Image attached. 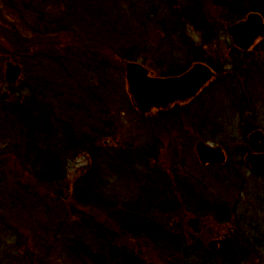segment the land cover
Masks as SVG:
<instances>
[{
    "label": "rangeland",
    "instance_id": "1",
    "mask_svg": "<svg viewBox=\"0 0 264 264\" xmlns=\"http://www.w3.org/2000/svg\"><path fill=\"white\" fill-rule=\"evenodd\" d=\"M202 1V9L215 32L210 43H206L202 33L192 24L181 22L179 25L177 20L175 28L169 23L173 13L177 17L180 8L188 4L187 0H0V212L4 215L0 221V264H26L25 261L30 259H35L38 264L42 261L91 264L87 259L80 260L65 251L64 237L75 235L71 223L78 218L74 214H83L84 222L94 224L96 230L102 229L103 236L109 239L115 234L118 236L117 248L106 242L104 244L108 246L101 248L100 253L109 263L124 264L131 260L128 254L132 253L161 264L165 259L146 239H126L130 237L122 223L128 228L141 223L146 225L140 215L123 216V212L132 211L140 204L138 201L143 207L156 199L162 202L164 197H153L147 188L155 182L160 190L162 181L171 188L178 180L179 187L188 197L192 195L209 201L221 199L236 216L245 214L257 220L264 232V177L257 176L247 166L243 152L245 144L251 140L249 133L254 129L264 131V45H258L250 52L237 49L228 30V25L237 20L230 17L227 20L223 7ZM83 5L89 10L86 13H83ZM104 10L109 16L105 24L100 16L92 15L93 11L101 13ZM79 11L82 15L73 17ZM143 13H147L145 24L149 26H144L139 19V14ZM159 22L168 25L152 27ZM68 25L71 33L67 30ZM128 26L133 32L123 34L124 42L130 44L128 49H134L137 55L131 61L144 64L152 75L162 76L160 71L165 70L162 65L167 66L171 58L184 67L196 48L198 55L223 68L196 101L142 113L133 104L128 90L126 62L108 47L105 48L108 55L85 57L87 63L72 59L71 63L65 64L67 68L55 63V59L64 58L55 45H91L105 37L102 32L106 28L126 29ZM48 29L51 33H44ZM54 29L64 31L57 35V32L53 33ZM115 33L116 38L122 34L120 31ZM70 34L71 39L66 42V36ZM34 40H40V50L35 53L50 51L52 58L41 57L40 61H31L28 65L25 62L33 60L30 54L33 52H27L24 47H31L26 45ZM76 52L79 55L80 50ZM8 60L20 64L23 70L14 84L5 78ZM95 61L106 64L101 72L92 69ZM36 75L38 77L33 81L32 76ZM105 81L110 86V95L103 100L98 92L108 89ZM43 82L51 91L47 90L45 95L40 92L44 89L41 87ZM69 91L74 93L71 97L63 94ZM89 91L93 100L87 98ZM35 100L45 101L47 107L44 109ZM7 102L20 108L11 111ZM60 102L65 105L60 107ZM30 109H34V116L29 113ZM46 110H49L57 136L63 134L64 128L69 132L74 129L77 139L86 140V145H81L79 150L70 149L66 179L73 189L72 185L80 177L98 176L93 182L97 184L98 180L99 192H85V198L97 199L95 207H80L72 199L59 201L50 193L52 189L42 188L26 176L23 168L27 169V156L37 162L41 157L50 156L39 149L45 147L41 129L50 124L45 119L49 114L43 115ZM22 111L25 129L22 123L15 128L7 116L17 118V112ZM199 140L225 148L228 161L203 165L196 150ZM35 146H38L36 151ZM91 148L92 153L89 152ZM141 150L144 152L136 156ZM147 150L152 152L154 159L144 158ZM164 199H176L183 207L181 195L172 190ZM71 209L68 223H64L65 212ZM112 212L116 214L118 224ZM191 217L183 207L173 216L177 222L174 228L185 227L182 229L187 230ZM86 223H83L85 227L76 224V229L81 232V243L90 244L97 250L99 239L87 229ZM197 227L201 231V238L198 237L206 245L232 228L229 224L216 223L210 215L198 219ZM148 228H151L150 224ZM257 257L259 259L245 264H263L264 254Z\"/></svg>",
    "mask_w": 264,
    "mask_h": 264
},
{
    "label": "trees",
    "instance_id": "2",
    "mask_svg": "<svg viewBox=\"0 0 264 264\" xmlns=\"http://www.w3.org/2000/svg\"><path fill=\"white\" fill-rule=\"evenodd\" d=\"M210 4L217 6V7H223V9L226 10V19L228 20V17L233 18L235 20H239L243 18L246 14H248L251 11H259L264 16V1L263 0H207ZM204 1L202 0H187V5L184 6V8H180L179 12L173 13V19L169 22L171 23L175 28L176 21H179V25L181 22L183 23H189L192 24L197 30H199L206 43H210V39L214 36V29L211 27V22L209 21L208 17L205 15L203 6ZM83 13H86L88 10L85 5L82 6ZM121 9V8H120ZM103 10V9H102ZM89 11V10H88ZM100 11V9H99ZM98 13V15H97ZM78 15H82V13L79 11L77 13L73 14V17ZM92 14V12H91ZM122 14V11L120 12ZM93 16H97L102 19V21L106 22V19L109 18L108 13L106 10L100 12L93 11ZM140 20L143 24H145V20H147L145 17L147 13L139 14ZM120 17V16H119ZM148 17V16H147ZM76 18V17H75ZM99 18V19H100ZM74 19V18H73ZM105 19V21L103 20ZM100 21V20H99ZM162 25L161 28L168 25V23H155L152 27L156 26L159 27V25ZM144 26H149L148 24H145ZM129 27V26H128ZM110 28V27H109ZM106 28L103 30L102 34L104 33L105 37H102V40H98V42L91 44L85 43L81 44L79 46L74 45V47H71L68 44H60V46L55 45L58 47L64 58L55 59V63H57L60 67H66L65 64L68 62L71 63L72 59H75L82 63V60L85 62V57H91L94 55V58L99 56L100 54L108 55L105 52V48L108 47L109 50H113L116 56H118L123 62L135 60L137 55L134 54V49H128L130 48V44H125L124 42V36L123 34L131 35L133 32L131 28H120V29H109ZM175 28H173V31L175 32ZM70 27L68 25L67 30L69 33H71V30H69ZM116 30V31H115ZM52 30L48 29L45 30L44 33H51ZM63 29H54V32H57V35H60L61 32H63ZM66 31V30H65ZM122 32V34H119V37H115V32ZM146 31V30H145ZM67 33V31L65 32ZM101 34V31H100ZM111 34L109 37L108 35ZM112 37V38H111ZM123 38V39H122ZM71 39V34L66 36V42H69ZM126 39V38H125ZM122 40V41H121ZM63 45V46H62ZM26 46L31 47H24V49L29 51H32L33 60L31 61H40L41 57H51V52H44L41 53L38 52L35 53L36 50H40L38 47H40V40H34L31 43H27ZM70 46V47H69ZM107 48V49H108ZM203 47H199V50L202 51ZM79 49V55L77 54L76 50ZM60 52V53H61ZM94 52H97L98 54H95ZM50 53V54H49ZM199 51L196 48V52L191 53V58L186 63V65L180 66L181 63H178L175 59L171 58V61L167 64V66H163L165 69L164 71H160V73L163 76H171V75H178L185 71V69L192 63V61H206L210 63L207 59H205L203 56L198 55ZM38 56V57H37ZM96 56V57H95ZM164 58L166 57L163 55ZM82 57V58H81ZM91 59V58H90ZM29 60V59H28ZM166 60V59H165ZM64 62V63H63ZM94 62V61H93ZM96 62V61H95ZM62 63V64H61ZM162 63V60L160 61ZM212 64V63H210ZM104 61L102 64V61H97L95 65L91 66L92 69H95L96 71H100L104 69ZM179 65V67H178ZM215 65V67H218V73L222 70L220 68V65ZM61 70V69H60ZM217 73V74H218ZM38 77L32 76L33 81ZM103 79V78H100ZM99 79V80H100ZM105 85H108V89H104L102 87L103 92L105 95L103 96V92H98L99 97L103 100L106 98H109L107 96L110 95L109 91L110 86L108 82L105 81ZM41 87H44L40 89V92L42 94H47L50 89H48L47 84L43 82L41 84ZM49 86V85H48ZM36 87V86H35ZM100 88V87H99ZM106 88V87H105ZM98 89V88H97ZM96 90V89H95ZM51 93H49L50 95ZM63 94H67L69 97H71L74 93L67 92ZM89 95L87 97L89 100H93L92 92L89 91L86 93ZM41 95V94H40ZM54 95V94H53ZM82 96V95H81ZM37 103L41 105L44 109L47 107V103L45 101H37ZM73 101V100H72ZM9 105V109L11 111L16 110L20 108L18 105H14L12 103L7 102ZM65 105V102H60L59 106ZM15 106V107H13ZM58 107V109L60 108ZM64 111V110H63ZM60 111L59 112H63ZM18 116L17 118L9 117L7 116L9 121L14 124L15 128L17 126H20V123H22L24 129H25V123L23 120V111L17 112ZM29 113L34 116V109H30ZM46 113L49 114V110L44 111L45 115ZM12 115V114H11ZM48 117V118H46ZM52 117V116H51ZM11 118V120H10ZM45 119L50 121L49 127H42L41 132L43 134V138L45 140L44 144L45 147H40V151L42 153L50 154L48 158H43L37 162L34 159L28 158V164L27 169H24V171L27 172L26 175L30 180H33L32 182L37 183V185H40L42 188L45 189H52L50 193H53L56 197H58L59 201H67V199H72L75 204L79 205L80 207L83 206H90L95 207L96 204L94 203L97 199L96 198H85L87 192L89 194L99 192V189L97 188L99 186L98 180L97 184H95L93 181H96L95 178L92 177H80L77 183L72 185L70 182H67V179L69 175H67L68 171V161L70 160L69 152L71 150H76L80 148V146L86 145V140L80 139L75 137L76 130L73 129L69 132L64 128V131H62L63 134H60L59 136L56 128L53 131V125L51 122L50 114L49 116L45 115ZM66 130V131H65ZM49 136V137H48ZM52 144L55 148H52ZM262 149L264 150V144H261ZM38 149V146H35V151ZM92 151V148L89 150L90 153ZM97 152V150H96ZM137 152V151H136ZM144 152L141 150V152H137V155H141V153ZM243 152H245V149L243 148ZM35 153V152H34ZM118 154V153H117ZM116 156L109 157L110 159H114ZM104 158L105 155H104ZM145 159H154V155L150 151L144 157ZM150 174V173H149ZM85 176V175H84ZM148 176V175H147ZM162 181V180H161ZM31 182V181H30ZM163 187L159 190L158 187H156L157 183H153L150 186L147 184V188H150L152 191V196H162L164 198L168 197V194L172 190V193H178L181 195L183 199V207L184 211L189 215H192L191 221L188 223L187 230L182 229L185 227H177L174 228L176 225V221L174 220L173 216L176 215L180 209H183L180 204H177L178 202L176 199H172L171 201H167L166 199H162V202H157V199L153 201L152 203H146L147 206L143 207L142 202L138 201L140 204L136 205L132 211L127 210L126 212H123V216H128V214L135 213L136 215H140L142 217V220L145 222L146 225L138 224L134 228H128V226L125 223H122V227L125 228L126 234L129 235L130 238L126 239H140L141 237L146 239L148 242H150L154 247H156L157 251L161 254V256L165 259L164 262L161 264H245L248 261L258 258V255L264 254V232H262L259 222L257 220L246 217V215H238L236 216L234 214V210L231 209V207L228 205L227 202L221 200V199H214V201H209L208 199L195 198L194 196L190 195L187 196L186 192H183L181 188L179 187L180 182L178 180L175 183L174 187H167L165 185V182L162 181ZM35 184V187H39ZM145 185V186H146ZM169 186V185H168ZM167 187V188H166ZM71 189V190H70ZM98 190V191H97ZM37 191V190H36ZM177 191V192H176ZM187 191V190H186ZM86 192V194H85ZM191 193L190 191H187ZM49 194V193H47ZM171 199V198H170ZM200 199V201H198ZM166 204V207L164 205ZM72 206V205H71ZM125 213V214H124ZM67 217L65 216L64 223H68V217L70 218V215L72 214L71 211H68ZM112 216H114L115 221L117 222L115 215L113 212L111 213ZM210 215L213 220L218 224H229L232 228L226 233L224 236H222V243L219 245V247L216 250L210 249L205 243L201 242L199 237L201 238V231L198 229V219ZM2 212H0V221L1 218H3ZM73 216H76L78 219L77 221H73L71 223L72 227H75V235L68 236L66 235L64 237L63 244L65 246V251L69 255H73L75 257H78L80 260L83 258L87 259L89 263L91 264H116L114 261L112 263H109L106 259L103 258V254L101 252V248L104 247V242H106L109 245L118 247L115 245L116 240L118 239V236L107 238L108 236L104 235L105 233L102 229L96 230L94 228V224L90 223L87 224L84 222V215L83 214H74ZM166 217V218H165ZM167 219V222L165 220ZM83 223L87 224L86 227L91 232H94V235L96 238L99 239V245L97 250H93L92 246L89 245H83L81 243V237L80 230L78 231L76 229V224L83 226ZM168 223V224H167ZM118 224V222H117ZM149 224L151 225V228H148ZM191 228H195V230H191ZM125 238V237H124ZM97 245V244H96ZM108 246V245H106ZM155 249V250H156ZM96 251V252H95ZM262 251V252H261ZM158 253V255H159ZM128 254V253H126ZM131 260L126 261L124 264H157L155 261H147L143 258L141 255H133L132 253L128 254ZM259 259V258H258ZM26 264H38L35 259H30V261L26 260ZM41 264H48L44 261H42ZM264 264V263H263Z\"/></svg>",
    "mask_w": 264,
    "mask_h": 264
},
{
    "label": "water",
    "instance_id": "3",
    "mask_svg": "<svg viewBox=\"0 0 264 264\" xmlns=\"http://www.w3.org/2000/svg\"><path fill=\"white\" fill-rule=\"evenodd\" d=\"M228 30L237 47L250 48L259 37L264 36V16L258 11H252L245 18L228 25ZM125 67L133 104L142 113L153 107H167L176 102L188 101L215 75L212 68L203 62H197L186 72L174 76L152 75L148 67L136 61H126ZM21 73L20 64L11 60L6 62L5 78L9 83H16ZM249 138L264 143V131L254 129L249 133ZM196 150L204 164L226 162L225 151L220 145L214 146L199 140L196 143ZM245 161L252 171L264 174V151L254 152L248 146ZM221 243L222 238L212 239L207 246L216 250Z\"/></svg>",
    "mask_w": 264,
    "mask_h": 264
},
{
    "label": "flooded vegetation",
    "instance_id": "4",
    "mask_svg": "<svg viewBox=\"0 0 264 264\" xmlns=\"http://www.w3.org/2000/svg\"><path fill=\"white\" fill-rule=\"evenodd\" d=\"M259 39H261V40H259ZM261 44H263L264 45V36L263 37H259L256 41H255V43L250 47V48H246V49H243V48H240V47H237V49H239V50H241V51H243V52H250V51H252L253 49H254V47H256V46H258V45H261ZM197 62H203V63H205V64H207V65H209L211 68H212V70L215 72V75L213 76V78L209 81V82H207V84H205L198 92H197V94L195 95V96H193L191 99H189L188 101H185V103L184 102H176V103H174L173 105H179V104H182V105H185V104H187V103H191V102H194V101H196L200 96H201V93L206 89V87H208V85H209V83L210 82H213V80L217 77V73H218V67H215V65H212V64H210V63H208V62H206V61H202V60H198V61H195V62H193V64H191V65H189L186 69H185V71L184 72H186L187 70H189L195 63H197ZM186 64V63H185ZM220 68L222 69L223 68V66H221L220 65ZM23 71V70H22ZM167 107H169V106H167ZM171 107V106H170ZM174 107V106H173ZM154 108L155 107H153L152 109H150L148 112H152V111H154ZM261 144H262V142H260V141H257V140H250V142H248V143H246L245 144V152H247V150H248V146H250L252 149H253V151L254 152H262V151H264L263 149H262V147H261ZM264 144V143H263ZM223 150L225 151V154H226V162L228 161V154H227V152H226V150H225V148H223ZM246 155V154H245ZM226 162H224V163H226ZM224 163H221V164H224ZM215 164H217V163H211V162H208V163H206V165H215ZM247 166H249L250 167V165L249 164H247ZM254 174H256L257 176H261V177H264V174H262V173H257V172H253Z\"/></svg>",
    "mask_w": 264,
    "mask_h": 264
}]
</instances>
